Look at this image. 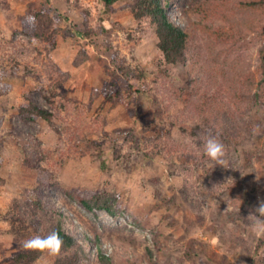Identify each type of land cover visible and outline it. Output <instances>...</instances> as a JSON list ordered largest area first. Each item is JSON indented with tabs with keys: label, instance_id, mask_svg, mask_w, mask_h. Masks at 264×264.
Here are the masks:
<instances>
[{
	"label": "rangeland",
	"instance_id": "rangeland-1",
	"mask_svg": "<svg viewBox=\"0 0 264 264\" xmlns=\"http://www.w3.org/2000/svg\"><path fill=\"white\" fill-rule=\"evenodd\" d=\"M41 1L0 0V82L9 85L0 87V264L25 251L26 239L44 235L53 209L87 253L78 264H102L98 251L113 264H249L243 244L252 231L262 238L264 255V236L248 216L264 201V175L256 165L245 167L243 159L264 151V132L236 149L228 145L235 159L224 156L223 166L212 159L204 168L202 162L181 164V154L199 149L173 125L190 120L164 89L169 82L185 86L193 74L189 60L169 65V76L161 77L149 22L135 20L123 7L127 0L108 13L96 0H51L67 19L58 24L55 41L31 39L20 31V19ZM188 1L168 6L171 20L181 26L195 18ZM69 20L92 41L71 29ZM112 55L145 76L132 86L120 83L119 96L111 100L105 92L115 78ZM53 66L65 77L56 89L63 94L56 97V116L51 123L26 122L21 104L33 101L50 110L43 94L57 80ZM252 114L264 126L263 109L253 105ZM100 189L117 195V216L89 211L68 195ZM36 202L43 209L34 213ZM250 242L256 243L253 237ZM64 254L45 251L30 264H54Z\"/></svg>",
	"mask_w": 264,
	"mask_h": 264
},
{
	"label": "trees",
	"instance_id": "trees-1",
	"mask_svg": "<svg viewBox=\"0 0 264 264\" xmlns=\"http://www.w3.org/2000/svg\"><path fill=\"white\" fill-rule=\"evenodd\" d=\"M118 1L120 0H96L103 13L114 12ZM127 1L123 7L130 8L135 20L147 19L149 22L158 52L156 72L161 77L169 76V65L185 63L186 60L193 65V74L187 76L185 86H174L169 82V86L164 89L171 102H181V110L187 113L185 117L190 120L188 123L185 120L173 122V125L182 134L196 140L199 149L190 154H181L179 162L185 166L192 164L194 167L202 162L204 168L205 162L211 160L204 153L205 141L209 136L222 142L226 148L225 156L234 159L230 147L236 149L237 145L255 134L254 139L260 140L264 126L252 117V108L257 105L264 111V0H189V9L195 18L185 26L172 21L168 14V6L175 0ZM29 17H34V22ZM65 19L67 17L55 8L51 0H42L39 7L21 17L20 31L31 39L50 43L55 41L58 24ZM69 24L71 29L81 33L82 39L90 38L88 31L77 27L70 20ZM103 31L109 33V30ZM111 61L114 63L111 71L115 78L111 82V90L105 92V98L112 100L120 94V83L132 86L134 82L142 81L145 75L141 69L131 67L123 60H115L113 55ZM53 67L57 80L44 88L47 94H43L50 110L33 101L23 103L20 105V112L26 122L41 119L51 123L56 116V97L63 95L56 89L63 84L65 77L57 66ZM0 87L4 90L9 85L0 82ZM243 159L245 167L256 165L259 173L264 175L263 150L258 148L256 154H246ZM212 175H215V170ZM235 185L244 190L240 182ZM262 185L259 187L264 197ZM228 189L233 193L234 185ZM249 190L255 192L253 187ZM236 193L238 197L241 194ZM68 195L89 211L104 210L112 216L120 213L117 195L106 189L69 191ZM234 202V199L229 200L228 206L232 207ZM234 207L236 206H233L232 211H235ZM38 209H43V206L36 202L32 211L36 213ZM51 213L50 222L42 236L57 230L63 239L60 253H65L54 264H78L81 258L87 256L84 247L64 230L63 214L57 209L51 210ZM253 232L249 236L256 243L250 242L248 245L250 238L243 241V250L249 254V264H264V255L259 254L263 240ZM232 234L235 238L238 237L236 230ZM97 240L98 238L95 241ZM237 246L240 247L241 244L231 245L233 248ZM70 250L73 251L68 254ZM41 254L40 251H21L11 257L10 264H30ZM146 254L151 256L150 250H146ZM97 255L102 264H113L110 257L102 252L98 251Z\"/></svg>",
	"mask_w": 264,
	"mask_h": 264
},
{
	"label": "clouds",
	"instance_id": "clouds-1",
	"mask_svg": "<svg viewBox=\"0 0 264 264\" xmlns=\"http://www.w3.org/2000/svg\"><path fill=\"white\" fill-rule=\"evenodd\" d=\"M30 21L35 20L34 17L28 18ZM204 153L217 164L224 165L223 157L226 154L225 145L217 140L214 136H209L205 141ZM248 216L254 217L253 228L261 236H264V201H260L258 206L249 212ZM63 246V239L57 230H52L45 236L34 235L23 242L26 250L48 252L50 255H59Z\"/></svg>",
	"mask_w": 264,
	"mask_h": 264
}]
</instances>
